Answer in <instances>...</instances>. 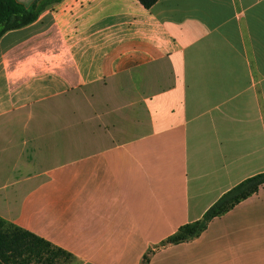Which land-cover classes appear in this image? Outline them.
<instances>
[{"label":"crops","instance_id":"crops-1","mask_svg":"<svg viewBox=\"0 0 264 264\" xmlns=\"http://www.w3.org/2000/svg\"><path fill=\"white\" fill-rule=\"evenodd\" d=\"M259 172L264 0H58L0 37V216L79 264H264V183L163 244Z\"/></svg>","mask_w":264,"mask_h":264},{"label":"trees","instance_id":"trees-1","mask_svg":"<svg viewBox=\"0 0 264 264\" xmlns=\"http://www.w3.org/2000/svg\"><path fill=\"white\" fill-rule=\"evenodd\" d=\"M58 0H34L24 6L16 0H0V37L7 31L21 28L35 21L39 14ZM157 0H139L146 8ZM264 183V172L248 176L225 191L195 221L181 225L163 244L179 243L198 236L208 221L220 215L241 200L256 192ZM148 263V254L142 264ZM0 264H79L77 258L67 250L23 229L0 216Z\"/></svg>","mask_w":264,"mask_h":264},{"label":"rangeland","instance_id":"rangeland-1","mask_svg":"<svg viewBox=\"0 0 264 264\" xmlns=\"http://www.w3.org/2000/svg\"><path fill=\"white\" fill-rule=\"evenodd\" d=\"M37 66H39V61H37ZM71 105V102H69L68 103V105ZM65 109H67V110H65ZM64 110H65V117H72V114H73V109L71 108V107H68V106H64ZM37 112H35L36 114H38V110H36ZM89 112H91L92 113V110H89ZM45 115L44 116H46V117H48V118H54V117H58L57 116V112H56V105H55V101L53 100L52 102H51V100H49L48 102H47V109L45 110ZM63 113V112H62ZM86 115L88 114L87 113V110L85 109V112H84ZM88 127L89 126H82V128L84 129H82V131H87V129H88ZM93 127V126H92ZM90 128V127H89ZM81 130V129H80Z\"/></svg>","mask_w":264,"mask_h":264}]
</instances>
